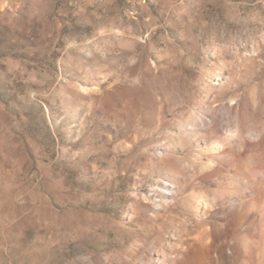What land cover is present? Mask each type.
Instances as JSON below:
<instances>
[{"label": "rangeland", "instance_id": "1", "mask_svg": "<svg viewBox=\"0 0 264 264\" xmlns=\"http://www.w3.org/2000/svg\"><path fill=\"white\" fill-rule=\"evenodd\" d=\"M87 257L264 264V0H0V264Z\"/></svg>", "mask_w": 264, "mask_h": 264}, {"label": "bare ground", "instance_id": "2", "mask_svg": "<svg viewBox=\"0 0 264 264\" xmlns=\"http://www.w3.org/2000/svg\"><path fill=\"white\" fill-rule=\"evenodd\" d=\"M233 115V109L232 107H229L228 109L224 110H211L207 113H205L202 117L198 118L195 122V127L199 128L201 130L203 129H211L216 130L220 126H225L226 122L228 121L229 117ZM222 147L218 148L217 150H221ZM222 160V157H219L217 155L214 156V162L219 163ZM231 184L227 185L226 188H229ZM234 186H237L236 184ZM225 188V189H226ZM179 187L173 184L169 183H160L158 184V188L156 192L152 195V197L144 199L151 203L153 208V217L156 218L158 221L160 220V216L162 213H164L166 210L171 208L173 204L176 202L177 198V192ZM227 190V189H226ZM218 194H223V192H218ZM224 196V194L222 195ZM194 197V196H193ZM196 200V199H195ZM187 201L190 203H193L194 200L191 197L187 198ZM245 202L243 195L241 193H238V195L230 200L229 208L230 210H235L240 212L242 208H244ZM215 207L212 204H209L206 200L199 201L198 205H196L195 210V216L199 218V223H202L204 225V234L201 236H195L191 238L190 246L187 248L186 254L189 252L195 251L199 242L201 240L209 241L211 239L212 235V223L205 222V216L214 210ZM244 238V236H243ZM141 249L140 245H135V247L132 249L134 251ZM177 258V257H176ZM181 258V257H180ZM179 259V258H178ZM174 261L177 259H173ZM86 261H88L91 264H98L97 261L93 260L92 257H87Z\"/></svg>", "mask_w": 264, "mask_h": 264}]
</instances>
